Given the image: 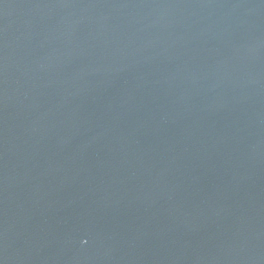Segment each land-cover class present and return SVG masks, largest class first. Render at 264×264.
Returning <instances> with one entry per match:
<instances>
[{
	"label": "water",
	"instance_id": "water-1",
	"mask_svg": "<svg viewBox=\"0 0 264 264\" xmlns=\"http://www.w3.org/2000/svg\"><path fill=\"white\" fill-rule=\"evenodd\" d=\"M0 264H264V0H0Z\"/></svg>",
	"mask_w": 264,
	"mask_h": 264
}]
</instances>
